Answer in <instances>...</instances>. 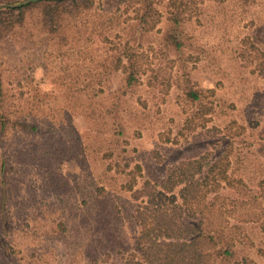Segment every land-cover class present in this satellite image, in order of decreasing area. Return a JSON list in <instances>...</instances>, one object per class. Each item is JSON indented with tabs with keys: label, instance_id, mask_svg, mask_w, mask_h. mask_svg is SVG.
Instances as JSON below:
<instances>
[{
	"label": "rangeland",
	"instance_id": "1",
	"mask_svg": "<svg viewBox=\"0 0 264 264\" xmlns=\"http://www.w3.org/2000/svg\"><path fill=\"white\" fill-rule=\"evenodd\" d=\"M179 2L189 19L178 49L163 37L167 0H154L161 18L142 34L131 25L139 4L94 0L58 33L32 9L0 40V264H139L145 198L128 185L160 189L181 163L202 165L197 199L210 191L201 201L228 221L264 191V0ZM127 54L131 84L116 63ZM217 164L229 180L207 182ZM160 205L173 216L168 199ZM239 238L236 255L264 264L258 225L245 223Z\"/></svg>",
	"mask_w": 264,
	"mask_h": 264
},
{
	"label": "trees",
	"instance_id": "2",
	"mask_svg": "<svg viewBox=\"0 0 264 264\" xmlns=\"http://www.w3.org/2000/svg\"><path fill=\"white\" fill-rule=\"evenodd\" d=\"M116 1H133L139 4V7L134 9L132 18L136 21L131 24L139 27V34L155 28L161 18V12L155 6L154 0ZM93 5L94 0H43L21 7L0 8V40L20 27L28 11L32 9L38 11L40 28L48 34H55L62 28L63 20L74 18L81 11L93 8ZM166 7L169 10L166 17L168 29L164 32V41L178 49L181 45L179 38L182 36V22L189 17L184 18L179 0H167ZM107 18L111 26L113 17ZM122 24L125 27L129 25L124 22ZM116 36L120 39L119 35ZM123 54L125 53L121 55ZM126 56L127 65H122L119 55L116 63L123 67L126 83L131 84L135 71L130 69V55ZM186 95L192 101L200 98L198 91L192 87L187 89ZM223 158L228 165L231 163L229 155L225 154ZM195 165L196 167H193ZM201 166L200 163L192 161L171 167L167 170L165 179L158 185L160 189H156L157 185L150 184L149 181L144 182L141 190H133L132 185H128L127 189L132 192L131 197L134 200L145 198L135 215L139 230L138 235L133 237V250L140 253L142 261L139 264H256L246 257H238L235 249L240 242L239 234L245 223L258 225L264 233V191L254 195L250 209L233 219V222L228 221L225 218L227 213L216 208L214 201H201L205 200L210 191H204L205 195L197 199L194 175L201 172ZM203 175L204 179L211 183L229 180L227 170L222 164L212 165ZM259 184L263 187L264 180ZM176 187L177 193L174 192ZM167 194L170 195L166 197ZM177 197L181 200L180 205L176 203ZM219 197L221 196H215L213 199ZM156 198L158 203L154 202ZM162 198L168 199L172 204L173 216L167 213L166 207L160 205ZM184 212L186 216L182 218ZM206 215L220 216L208 218Z\"/></svg>",
	"mask_w": 264,
	"mask_h": 264
},
{
	"label": "water",
	"instance_id": "3",
	"mask_svg": "<svg viewBox=\"0 0 264 264\" xmlns=\"http://www.w3.org/2000/svg\"><path fill=\"white\" fill-rule=\"evenodd\" d=\"M34 1H37V0H26V1L20 2L18 4L10 5V6H22V5H25L29 2H34Z\"/></svg>",
	"mask_w": 264,
	"mask_h": 264
}]
</instances>
